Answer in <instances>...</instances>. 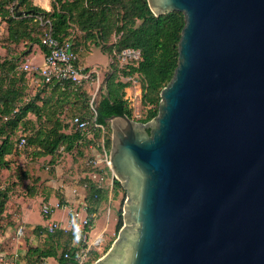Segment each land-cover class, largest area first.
Masks as SVG:
<instances>
[{
    "label": "water",
    "instance_id": "95a60500",
    "mask_svg": "<svg viewBox=\"0 0 264 264\" xmlns=\"http://www.w3.org/2000/svg\"><path fill=\"white\" fill-rule=\"evenodd\" d=\"M148 3L184 13L179 64L155 118H107L127 197L88 264H264V0Z\"/></svg>",
    "mask_w": 264,
    "mask_h": 264
},
{
    "label": "trees",
    "instance_id": "16d2710c",
    "mask_svg": "<svg viewBox=\"0 0 264 264\" xmlns=\"http://www.w3.org/2000/svg\"><path fill=\"white\" fill-rule=\"evenodd\" d=\"M19 2L30 12L17 15L15 8ZM0 17L7 22L8 40L11 43H36L44 52L48 49L41 41L44 34L41 18L51 21L52 34L61 42L67 38L73 39L74 47L79 52L87 44L100 46L110 55L126 48L141 51L139 60L123 66L114 55L112 71L107 73L100 99L97 105L94 101V106L84 86L56 79L41 84L43 88L34 97L26 99L30 79L26 71L20 70L19 58L0 59V169L9 170L10 156L21 152L33 157L54 156L59 154L61 147L70 152L83 142H91L72 123L76 117L95 119L109 129L107 118L114 114L133 118V109L125 97V90L131 81L122 80L121 75L141 79L142 104L149 108L141 121L148 122L159 114L161 91L173 79L179 64V42L186 22L182 11L156 15L148 0H52L51 10L36 6L30 0H0ZM35 30H38V37L34 36ZM79 102L81 105H78ZM69 106L73 111L67 122L64 117ZM100 136L98 130L95 138ZM23 138L25 144L22 146H26L27 151H21ZM106 144L111 146L110 136ZM28 176L29 172L23 171V180ZM21 179L19 181L22 183ZM85 184L91 206L99 205L106 198L103 188L92 178L86 179ZM118 185L121 183L115 179V189ZM10 191L11 186L0 189L1 228L5 224L4 213ZM92 212L93 209L89 207V213ZM118 218L117 234L123 225L121 209ZM30 252L37 255V261L42 256H54L63 264H78L77 251L69 246L60 255L57 249L38 247H31ZM66 253L69 257H65ZM91 253L99 257L97 252Z\"/></svg>",
    "mask_w": 264,
    "mask_h": 264
},
{
    "label": "crops",
    "instance_id": "0c3cea01",
    "mask_svg": "<svg viewBox=\"0 0 264 264\" xmlns=\"http://www.w3.org/2000/svg\"><path fill=\"white\" fill-rule=\"evenodd\" d=\"M30 1L36 6L42 7L46 10H51L52 0ZM19 10L27 11L21 6L19 7ZM5 26H7V22L2 21L0 23L1 30H4ZM1 49V60L5 58H12L13 55H11L6 48L1 47ZM86 49V47L81 48L80 57L81 51L83 52ZM91 49V51H93L96 48L91 47ZM100 54L107 56L108 59V55L103 51ZM24 58L29 59L34 64L42 65L45 60V52L41 47L37 49L36 46H34L32 50L27 52ZM86 59L89 61L87 64L85 63V67L92 64L98 65V57L95 56V62L90 64L89 62L93 58L91 57L89 59L86 57ZM106 139L105 142L102 139L99 140L100 142L98 143V147L101 151H98V148L96 150L95 147V151H91L92 156L99 155L101 152H107L110 154L111 146L109 147L106 144ZM83 155H87L86 151H78V147H75L74 150L70 152L63 150V147H61L59 154L54 156L48 155L45 157H33L23 152L14 155L15 159L18 160L17 163L23 166L25 171H29V176L23 180L25 185L23 183L19 185V188L21 187L23 190L22 195L16 196L15 199H10L7 203V209L4 215L5 220L8 219V221L6 223L4 222L5 224L0 230V253L3 255L0 259V264H33L42 261H45L48 264H63L59 258L54 256H42L37 261V255H31L30 248L38 247L41 249H57L58 254L60 255L63 250L69 246L76 249L78 252V238L74 237L68 230L71 226L70 222L72 219V212L70 210L79 208L81 215L84 216L86 214V211L83 208L85 204L88 205V212L90 207L93 209L91 214H94L93 227L90 230L89 238H91V235H95V221L98 216V212L104 208V205H109L110 208L114 197L117 196L120 191L119 188L115 189L116 178L113 176L108 167H103L102 165L91 166L88 161L87 163L83 161ZM86 164H88V166ZM42 166H45L46 168L43 169V171L41 170ZM97 171L104 176L103 180L99 181V178L94 177V174ZM34 172L36 174V179L39 177V180L34 179L31 181V177L34 175ZM88 178H92L95 182L99 183L104 190L106 198L99 205L94 204L91 206L89 200L87 199L85 181ZM33 199L39 200L42 206L44 204H48L51 207L52 220L58 221L61 225V228L55 233L47 232V225L49 221L44 223H31V216L29 212H26V210L28 207L33 205ZM12 202L15 203L12 204ZM60 210L64 211L65 215L62 217H56ZM100 235L102 236V241L98 244V246L104 241V233H101ZM115 235L116 233L114 236ZM96 237L97 236H94L91 240ZM116 238L117 235L113 241ZM95 249L91 252L95 251ZM90 254L92 255V253Z\"/></svg>",
    "mask_w": 264,
    "mask_h": 264
},
{
    "label": "built area",
    "instance_id": "2783aa9c",
    "mask_svg": "<svg viewBox=\"0 0 264 264\" xmlns=\"http://www.w3.org/2000/svg\"><path fill=\"white\" fill-rule=\"evenodd\" d=\"M14 10V7L11 8ZM41 25L44 29V34L42 35L41 41L44 46L47 47L48 51L45 52V60L42 65L34 64L29 59H25L19 66L21 70L26 71L27 76L30 79V84L41 85L50 83L54 79L59 81H70L78 86H84L85 82L91 81L96 74L99 75V70L94 67H84L80 64L81 57L80 52L77 51L74 47L73 39L67 38L61 42L58 38L54 37L52 34V24L49 19L41 18ZM114 55H117V58L120 60L121 65H126L133 63L140 59L141 51L134 48H126L120 53L114 52L111 55V61L114 59ZM88 68V69H87ZM103 68V67H102ZM137 76L129 75L123 77L122 80L125 81H134L137 82ZM95 99H92L91 105L94 106ZM75 125V128L80 130L87 139H91L89 142V147H94L96 143L95 134L99 130L101 133L100 139L104 140L108 137L109 129L107 126L97 123L95 119H80L76 117L72 122ZM25 144V139L23 138L20 145ZM104 146V145H103ZM88 163L91 166L108 167L115 177L112 168L110 154L107 152H101L99 155L91 156L88 160ZM94 177L99 178V181L104 179V176L101 173L96 172ZM98 181V182H99ZM99 184V183H98ZM87 184H85V187ZM101 187V185L99 184ZM86 214L81 215L80 209H71V226L68 230L73 234L74 237L78 238L79 242V251L77 252L78 264H88L90 263V253L93 250L94 246L98 245L102 241V236L98 235L95 239L90 240L89 233L93 227L94 214L88 212V205L83 206ZM43 213L50 217L52 209L48 204L43 205ZM61 228V225L56 220H49L47 225L48 233H55L58 229ZM0 253V259L2 258ZM65 257H69V254L66 253ZM39 264H48L45 261L40 262Z\"/></svg>",
    "mask_w": 264,
    "mask_h": 264
},
{
    "label": "rangeland",
    "instance_id": "374dc122",
    "mask_svg": "<svg viewBox=\"0 0 264 264\" xmlns=\"http://www.w3.org/2000/svg\"><path fill=\"white\" fill-rule=\"evenodd\" d=\"M1 22L2 21L0 18V23ZM77 35H80V33H78ZM34 36L38 37V30H35ZM114 40H115V37L113 36L112 41H114ZM35 44L34 43L30 44V42H28V41H23L19 44L11 43L8 40L7 26H5L4 30H1V28H0V51H2L1 47L6 48L11 53V55H13V57L19 58L20 64L25 60L24 57L27 54V52L29 50H32L34 46H36V48L39 49L40 46L35 45ZM91 47H94L96 49L91 51L92 50ZM86 48H87L86 49L87 51L86 50L83 52L81 51V61H80L81 65L85 67V63L86 64L88 63L89 60L86 59V57L89 59L91 57L93 58L89 62V64L95 62L94 58L96 56V57H98V59H97L98 65L92 64V65L87 66V67H94L100 71L99 75L96 74V76L93 79H91V81L85 82V85H84L86 92L91 97V100H90V103H91L92 99H95V100L100 99V94L102 93V88H103L107 73H109V71H112L113 66H112L110 54L106 53L108 55V59H107V56L100 54L102 51L104 52V49L102 47H100V46L97 47L93 44H90V45L87 44ZM0 56H1V54H0ZM20 70H21V68H20ZM123 77H127V76L121 75L120 78L122 79ZM137 80H138L137 82H134L131 80L130 86L127 87L125 90L126 91L125 97L128 99L129 104L133 109V118L137 121H141V119H143L147 115V111L149 108L142 104V83H141V79L139 77ZM42 88H43L42 85H40V86L34 85L33 86L32 84H28V90H27L26 96H25L26 99L34 97V95ZM103 91H105V90H103ZM78 105H81V103L79 102ZM79 107H81V106H79ZM70 109H71V107L69 106V108L67 109V111L65 113L66 117H64V120H66L67 122L69 121L70 117L72 116L73 110L72 109L70 110ZM75 112H77V111H75ZM108 136H110L112 138L111 124H110V129L108 132ZM99 140H100V137L98 139H96V143H99L100 142ZM85 146H87V147H85ZM19 147H21V146H19ZM77 147H78V151H86L87 155L86 156L83 155L84 156L83 161L85 163H87L89 158L92 156L91 151H95L94 150L95 147H96V150H97V148H98V151L100 150V148L97 147V145H95L93 148L89 147V142H87V143L83 142L81 145H79ZM21 149H22L21 151H27L26 146H22ZM9 159L11 160V168L9 170L0 169V189L7 187V186H11V191L9 192V200H10V199H15L16 196L22 195L23 190L21 189V187L19 188V185H21V182L19 181V179H21V177L23 175V171H25V170H24L23 166H21V165H19V163H17L18 160L15 159L14 155L10 156ZM86 165L88 166V164H86ZM43 169H46L45 166H42L41 170L43 171ZM34 179H36L35 172H34V175H32V177H31V181H33ZM21 180H22V183L24 184L23 177ZM38 180H39V177H38ZM29 183H31V182H29ZM23 184H22V186H23ZM116 187H117L116 189L119 188V191H120L119 194L114 197L113 203L111 204L110 208H109V205H104V208L98 212V216H97L96 221H95V224H96L95 229H94L95 235H91V238H93L94 236H98L101 233H104V241L99 246L98 245L94 246L96 249L93 248V249H95V251H97L99 257L107 252V250L110 248L109 246L112 245L111 243L113 242V239L117 235L116 231H117V224H118V219H119L118 218L119 210L121 209L123 211V204H124V201L126 200V197H127L126 191L122 187V185H118ZM32 202H33V205L31 207H28L26 210V212H29V214L31 216V218H30L31 223H33V224H34V222L44 223L46 221L48 222L49 220L53 219L52 216L47 217L43 213V211H42L43 206L41 205L39 200L33 199ZM14 203L15 202H12V204H14ZM64 215H65V212L60 210V212L58 213V215H56V217H62ZM7 221H8V219L5 220L4 222L6 223ZM0 224H1V221H0ZM1 229L2 228L0 227V230ZM115 233H116V235L114 236ZM91 238H90V240H91ZM90 257H91V259L89 260L90 263L96 261L99 258V257L96 258V255H90Z\"/></svg>",
    "mask_w": 264,
    "mask_h": 264
}]
</instances>
